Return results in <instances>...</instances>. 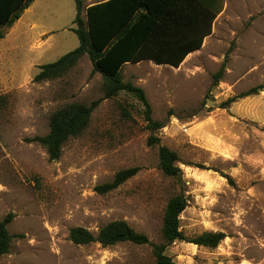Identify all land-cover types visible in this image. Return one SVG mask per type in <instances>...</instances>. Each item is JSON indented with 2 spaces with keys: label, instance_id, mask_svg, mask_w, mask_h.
<instances>
[{
  "label": "rangeland",
  "instance_id": "374dc122",
  "mask_svg": "<svg viewBox=\"0 0 264 264\" xmlns=\"http://www.w3.org/2000/svg\"><path fill=\"white\" fill-rule=\"evenodd\" d=\"M81 1L85 19L86 8L103 0ZM75 15L73 0H34L2 29L0 220L13 216L14 239L0 264H156L150 246H76L69 231L96 235L125 221L160 244L166 205L179 194L187 199L180 215L187 238H226L212 250L175 242L166 251L173 264H264V0H229L211 36L177 68L150 61L122 68L123 80L145 92L153 120L164 124L155 132L132 96L103 99L104 78L86 55L62 77L34 82L41 65L79 46ZM224 61L223 78L211 89ZM255 87L258 94L217 108ZM97 100L88 128L50 161L33 139L49 132L51 115ZM160 146L177 154L181 181L159 169ZM133 167L138 173L117 189L96 191Z\"/></svg>",
  "mask_w": 264,
  "mask_h": 264
},
{
  "label": "trees",
  "instance_id": "16d2710c",
  "mask_svg": "<svg viewBox=\"0 0 264 264\" xmlns=\"http://www.w3.org/2000/svg\"><path fill=\"white\" fill-rule=\"evenodd\" d=\"M34 0H0V38L4 27H11ZM76 15L73 21L79 46L61 56L53 63L39 67L34 82L52 80L65 75L78 60L87 56L93 72L104 78V97L109 99L124 92L144 108L145 121L149 130L158 131L164 124L153 120L151 106L145 92L131 82H125L121 70L126 64L150 61L156 65L179 67L186 57L199 50L204 39L212 32V24L221 12L223 4L211 8L196 0H106L92 4L81 17L82 1L73 0ZM225 61L213 75L211 89L217 87L223 78ZM261 87H255L238 96L227 99L217 106L227 109L238 99L256 95ZM205 97L203 105H206ZM100 100L90 105L68 104L56 110L50 117L49 132L33 139L47 152L50 161H57L63 145L83 134L88 128L91 115ZM150 142L158 144L159 139L151 137ZM159 169L170 178L181 181L182 174L177 163L178 156L165 146L158 150ZM139 168L133 167L117 172L112 181L100 185L96 191L106 194L117 189L134 177ZM187 207V199L179 194L169 199L162 218L160 244H153L149 238L134 231L125 221H113L102 227L96 235L85 228L74 227L69 231V241L76 246L98 243L112 247L119 243L150 246L156 264H173L166 254L175 242L192 243L198 247L215 249L226 238L221 232H204L194 238H187L180 229V215ZM12 215L0 220V257L9 252L14 236L8 231Z\"/></svg>",
  "mask_w": 264,
  "mask_h": 264
},
{
  "label": "crops",
  "instance_id": "0c3cea01",
  "mask_svg": "<svg viewBox=\"0 0 264 264\" xmlns=\"http://www.w3.org/2000/svg\"><path fill=\"white\" fill-rule=\"evenodd\" d=\"M104 1H106V0H103V1H101V2H104ZM197 2H199V3H201V4H204V5H206V6H209V7H211V8H215V7H218L221 3L223 4V8H222V10H221V12L217 15V17H216V19L217 18H219V17H221L223 14H225V12H226V9H227V5H228V1L229 0H196ZM98 3H100V2H98ZM96 4V3H95ZM215 19V20H216ZM214 20V21H215ZM213 24H214V22H213ZM213 24H212V27H213ZM212 33V32H211ZM209 36H211V34L209 35ZM209 36H207L206 38H208ZM206 38L204 39V41L206 40ZM204 43V42H203ZM201 49V48H200ZM199 49V50H200ZM199 50H197V51H199ZM197 51H194V52H192V53H195V52H197ZM192 53H190V54H192ZM189 54V55H190Z\"/></svg>",
  "mask_w": 264,
  "mask_h": 264
}]
</instances>
